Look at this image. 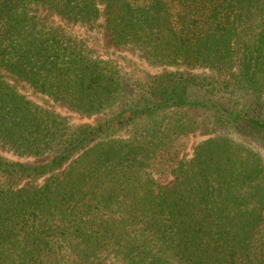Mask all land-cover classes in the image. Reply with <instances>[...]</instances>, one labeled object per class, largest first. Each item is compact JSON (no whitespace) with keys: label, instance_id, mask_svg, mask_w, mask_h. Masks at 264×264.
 <instances>
[{"label":"trees","instance_id":"obj_1","mask_svg":"<svg viewBox=\"0 0 264 264\" xmlns=\"http://www.w3.org/2000/svg\"><path fill=\"white\" fill-rule=\"evenodd\" d=\"M102 20L162 70L71 125L34 99L130 86L71 32ZM0 148L44 159L0 153V264H264V0H0Z\"/></svg>","mask_w":264,"mask_h":264},{"label":"rangeland","instance_id":"obj_2","mask_svg":"<svg viewBox=\"0 0 264 264\" xmlns=\"http://www.w3.org/2000/svg\"><path fill=\"white\" fill-rule=\"evenodd\" d=\"M74 35L77 38L85 41L87 48L94 52L96 57H100L103 60H109L111 64L120 72L123 77V82L129 84L127 86L126 94L122 96V102H119L113 108L92 116L86 117L82 114L75 112L69 105L63 103H57L52 100L45 99H34L37 104L42 105L44 108L54 112L55 114L65 118L67 122L71 125L78 124H97L103 120L109 118L114 113L121 110L123 104L127 101V98L134 93V88H132V83L137 82L138 80L143 81L148 78V76H153L161 72V68L150 66L142 53L138 52L132 47H118L111 43L108 38L107 31L105 30L104 21H99L96 25H86V26H75L70 28ZM194 73H201V70L193 69ZM204 137L199 136H189L187 141L188 149L184 154L186 159H189L195 147L204 140ZM0 153L10 159V160H19L29 164L40 163L44 159H18L11 156L7 151L0 148Z\"/></svg>","mask_w":264,"mask_h":264}]
</instances>
